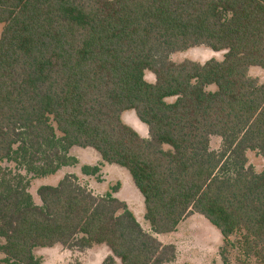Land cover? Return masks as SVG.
Returning a JSON list of instances; mask_svg holds the SVG:
<instances>
[{"label": "trees", "instance_id": "16d2710c", "mask_svg": "<svg viewBox=\"0 0 264 264\" xmlns=\"http://www.w3.org/2000/svg\"><path fill=\"white\" fill-rule=\"evenodd\" d=\"M0 24V264H41L34 249L56 244L105 245L101 264L174 259L112 194L118 185L95 195L65 174L37 188L36 204L29 178L1 164L51 175L72 146L128 171L153 233L197 213L224 239L222 264L232 235L243 264H264V80L248 74L264 70V0H0ZM199 45L225 52L170 59ZM247 151L262 156L259 171Z\"/></svg>", "mask_w": 264, "mask_h": 264}, {"label": "rangeland", "instance_id": "374dc122", "mask_svg": "<svg viewBox=\"0 0 264 264\" xmlns=\"http://www.w3.org/2000/svg\"><path fill=\"white\" fill-rule=\"evenodd\" d=\"M1 30L2 24H0V32ZM224 52L225 50L214 51L209 47L199 45L183 51L174 52L170 54V59L179 62L188 58L194 61L204 62L209 58L219 60L223 57ZM248 74L257 77L260 81L264 80V70L260 67L251 66ZM145 78L148 81L154 80L153 74L149 71H145ZM209 89H214V86L210 85ZM172 99L169 98L168 100L171 101ZM134 114L133 110H125L122 113V120L133 128L134 125H132L131 120L134 118L132 117ZM136 119L139 121L137 116ZM142 125L146 127L144 123ZM136 128L138 129V127ZM139 133L143 134L140 130ZM220 141L218 136H211L210 148L217 150L220 146ZM68 155L74 158L72 162L70 161V163L61 166L54 174L42 177H34L32 174L26 173V171L19 169L13 162L2 161L1 164L29 178L28 191L32 196L33 202L36 204H40L36 193L37 188L43 184L55 185L65 174L74 176L79 184L88 188L95 195H104L107 192H111V188L118 185L117 192L112 194L122 200L126 199L129 202L128 206L134 212L142 228L151 232L163 244L174 245L175 257L171 262L165 264H222L220 248L224 244V239L218 230L203 216L197 213H191L180 221L173 232L164 234L153 233L143 216L144 207L141 201L142 197L136 191L137 189L133 185L130 174L125 168L116 164L103 163L99 154L92 148L72 146L68 151ZM247 158L248 163L255 170L259 171L262 168L263 158L258 153L255 151H247ZM83 164L98 165L100 171L96 175L83 174L80 170ZM226 240L229 244L228 256L231 264H243L244 257L237 248L236 236L232 235ZM34 253L36 256L41 257V264H101L103 259L110 254V251L105 245L101 244L84 250H78L76 248L69 249L57 245L51 248H36ZM118 262L117 260L116 264H120Z\"/></svg>", "mask_w": 264, "mask_h": 264}, {"label": "crops", "instance_id": "0c3cea01", "mask_svg": "<svg viewBox=\"0 0 264 264\" xmlns=\"http://www.w3.org/2000/svg\"><path fill=\"white\" fill-rule=\"evenodd\" d=\"M123 113V112H122ZM121 117H122V115H121ZM132 117H134V118H132V120H131V122H132V125H134V129L136 130L137 128L136 127H138V133H139V130L141 131V132H143V134H145V135H143V134H140L142 137H147L148 136V134H147V127H144V125H142V123H140L137 119H136V116H135V114H134V116H132ZM85 148H90V147H85ZM100 157V156H99ZM102 161V160H101ZM103 162V161H102ZM103 163H105L106 164V162H103ZM131 177V176H130ZM134 185V184H133ZM136 188V187H135ZM137 192H139L138 190H136ZM140 194V193H139ZM140 196H141V194H140ZM142 197V196H141ZM120 199V198H119ZM122 200V199H121ZM123 201H125L126 202V204H127V206L129 205V202L128 201H126V199H124ZM141 201H142V203H143V198H141ZM143 207H144V204H143ZM128 208H129V206H128ZM130 209V208H129ZM131 210V209H130ZM132 211V210H131ZM133 212V211H132ZM134 213V212H133ZM135 215V214H134ZM143 216H144V214H143ZM136 217V216H135ZM137 219V218H136ZM138 221V220H137ZM139 222V221H138ZM141 225V224H140ZM57 245H59V244H56V245H54V246H57ZM102 245V244H101ZM54 246H52V247H54ZM93 247V246H92ZM41 248H51V247H41ZM36 249V248H35ZM34 249V250H35ZM119 263V262H118Z\"/></svg>", "mask_w": 264, "mask_h": 264}]
</instances>
